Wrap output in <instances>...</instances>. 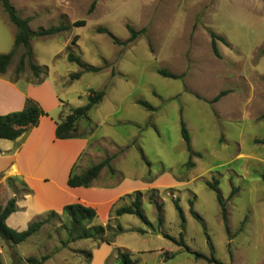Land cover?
<instances>
[{
    "label": "rangeland",
    "instance_id": "1",
    "mask_svg": "<svg viewBox=\"0 0 264 264\" xmlns=\"http://www.w3.org/2000/svg\"><path fill=\"white\" fill-rule=\"evenodd\" d=\"M9 2L29 20L33 31L60 24L68 29L32 38L33 61L46 66L41 82L27 57L18 70L26 48L15 47L6 72L0 73V114L15 108L18 88L51 85L60 121L71 107L87 103L91 88L105 90L103 100L90 111L91 122H78V133L90 142L74 172L114 156L111 163L117 174L106 167L98 183L113 185L126 177L144 182L145 187L136 191L143 192V210L150 223L133 214L124 216L120 224L126 231L115 238L114 254L106 264H122L116 256L119 248L130 251L138 264H208L168 238L180 240L181 232L193 250L214 254L226 264H264V0ZM79 20L86 24L75 26ZM18 31L0 2V54L14 49ZM213 34L228 41L218 40L220 57L212 49ZM71 51L100 70L83 72L73 80L71 74L82 68L68 60ZM162 68L178 77L161 75ZM222 91L227 93L214 101ZM138 99L150 102L154 110L138 104ZM56 111L54 107L50 112ZM181 120L193 149L202 155L192 157L193 166L186 165L190 154ZM215 179L225 199L233 187L238 188L227 199L230 235L217 194L207 185ZM152 193L164 204L161 224ZM31 195L28 183L11 167L0 170V205L18 197V209L7 219L13 228L23 230L53 211L33 215L27 204ZM125 196L106 215L98 214L96 222L103 224L106 218L103 225H116L114 209L130 202ZM176 198L185 212L184 226L173 202ZM191 201L203 223L192 215ZM66 221L65 214L57 213L17 245L0 237L4 264H89L102 242L69 241Z\"/></svg>",
    "mask_w": 264,
    "mask_h": 264
},
{
    "label": "trees",
    "instance_id": "2",
    "mask_svg": "<svg viewBox=\"0 0 264 264\" xmlns=\"http://www.w3.org/2000/svg\"><path fill=\"white\" fill-rule=\"evenodd\" d=\"M5 6L11 21L19 28L18 33L15 37V45L14 49L7 53L0 54V73H5L8 65L10 64L14 53L15 47L19 45H23L26 48V52L24 53L21 64L19 65L18 70H22L24 68V63L26 57L29 59V65L32 69V72L35 77H37L38 82L43 80L42 75L46 73V66L41 67L37 63L33 61V50L31 47V40L35 36H49L57 34L61 31H65L68 29L67 25L60 24L54 25L47 28L41 27L37 31H33L29 26V20L22 18L15 10V8L10 4L9 0H0ZM95 2L92 7H94ZM75 26H83L86 24L85 20L76 21ZM129 31L132 36L137 35V31L133 29V27L128 26ZM100 32L107 33L112 36L111 32L106 28H101ZM212 39V49L216 56L220 57V50L218 47V40H221L223 43L228 44V41L225 37L213 34ZM113 37V36H112ZM116 43H119V39L113 37ZM75 40V39H74ZM264 54V49L262 50ZM68 60L70 62L77 63L82 69L78 72H74L71 74V78L73 80L81 77L83 72L86 71H99L100 69L94 65H91L85 62L81 56L76 55L74 52L68 53ZM158 72L165 77H178L174 73L170 72L167 69H159ZM227 91L220 92L215 98L214 101H218L222 96H224ZM105 96V90H96L91 88L87 97V103L77 107H71L70 112L67 113L64 118L57 123L56 128V136L59 139H66L71 137H77L82 134L78 133V122L81 120H87L91 122L90 119V111L93 107L99 104ZM137 103L147 108L148 110H154V106L143 99H138ZM46 112L33 98H27L24 104V107L21 110L12 111L6 114H0V138L15 140L23 135L25 132L30 130L33 127L39 125L41 117L45 115ZM181 134L185 141L187 150L190 154V159L187 161L186 165L193 166L194 163L192 161L193 156L201 157V153L197 152L193 149L191 144V136L190 132L187 128V125L184 120H181ZM264 142V141H263ZM143 159L149 163L146 157L142 154ZM114 156H107L105 159L100 162L84 169L80 173H75L72 170L68 184L71 187H79V186H89L92 182L98 178L100 173L104 168H108L110 172L114 175L117 174V169L112 165V160ZM75 168V167H74ZM264 180V174L262 175ZM207 185L213 189L217 194V199L221 207V213L223 215L225 228L227 233L230 235V229L228 226V210H227V199L232 198L237 192L238 188L233 187L230 195L227 199L221 193L219 188V181L215 179V181H208ZM155 193H152L150 196L151 201L155 204L158 211V222L161 224L164 220L163 214V202H160L154 199ZM125 198L130 199V202L124 205H121L114 209V214L118 218L124 214H133L138 216L144 223L149 224L150 221L145 215L143 210V192L140 190L134 191L132 193L127 194ZM18 197L14 196L8 200L5 205H0V237L8 242H11L15 245L20 244L26 241L33 234L38 232L42 226L50 221V219L57 215L55 211H51L44 218H40L32 221L25 229L18 230L10 226L7 222V219L17 211ZM174 205L180 218L182 219V226L186 221L185 212L183 207L181 206L179 199H173ZM190 211L192 215L199 221L203 223L202 216L194 209L193 202H190ZM63 214L66 215L67 221L64 224V228L67 231L69 241H78L82 239H95L101 242H106L108 244H112L118 234L126 231L125 227H123L119 222L116 225H113L109 222L106 225L97 223L98 212L96 208L92 206L85 205L80 202L70 203L64 206ZM172 241L177 243L180 246L185 247L189 252L195 255L197 259H205L209 263L213 264H226L220 259H218L214 254L210 256L203 254L201 252H197L193 250L190 246H188L184 240L183 232L180 233V240H177L175 237L169 236ZM92 253H90V256ZM117 256L121 260L122 264H138L137 260L133 257L132 253L124 248L117 249ZM35 260V259H33ZM0 264H4L0 252Z\"/></svg>",
    "mask_w": 264,
    "mask_h": 264
},
{
    "label": "crops",
    "instance_id": "3",
    "mask_svg": "<svg viewBox=\"0 0 264 264\" xmlns=\"http://www.w3.org/2000/svg\"><path fill=\"white\" fill-rule=\"evenodd\" d=\"M14 97L15 108L5 114L21 110L26 98L37 99L46 112L38 126L31 128L19 138L15 140L0 138V147L3 151L0 153V170L11 167L15 174L28 183L32 195L27 204L33 215H42L49 210L63 214L65 205L76 202L92 206L96 208L98 214L103 212L106 215L113 203L122 195L145 187L144 182L136 180V177H126L113 185L98 183L96 178L87 187H71L68 184L69 176L88 149L89 138L85 136L57 138L60 108L56 92L51 85L46 83L38 88H18ZM54 107H57L56 114L50 112ZM126 215L119 216L118 222L122 223V218ZM105 219H102L103 224ZM113 245L114 243L106 242L98 244L93 252V260L89 264H106V260L114 254ZM96 256H99L97 262Z\"/></svg>",
    "mask_w": 264,
    "mask_h": 264
}]
</instances>
